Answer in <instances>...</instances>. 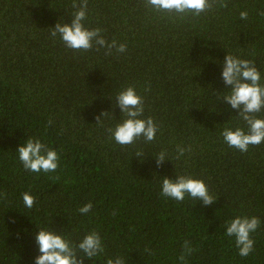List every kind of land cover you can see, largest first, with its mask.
Listing matches in <instances>:
<instances>
[{
    "label": "trees",
    "instance_id": "obj_1",
    "mask_svg": "<svg viewBox=\"0 0 264 264\" xmlns=\"http://www.w3.org/2000/svg\"><path fill=\"white\" fill-rule=\"evenodd\" d=\"M226 2L180 18L146 0H88L85 27L126 45L106 55L51 37L57 21L70 23L72 0H0V264H34L37 228L72 244L97 232L104 252L83 264L117 256L125 264H264V142L247 152L229 147L223 128L246 126L216 96L227 90L226 53L255 61L264 84V0ZM127 86L143 98L141 118L158 126L151 142L121 146L107 131L120 119L113 104ZM101 112L113 117L97 124ZM28 137L57 152L54 172L23 168L16 149ZM178 145L191 150L176 159ZM161 151L170 161L157 167ZM176 174L203 180L216 201L162 196L161 178ZM23 192L35 197L31 209ZM236 216L260 220L247 257L225 234ZM185 240L194 251L181 262Z\"/></svg>",
    "mask_w": 264,
    "mask_h": 264
},
{
    "label": "clouds",
    "instance_id": "obj_2",
    "mask_svg": "<svg viewBox=\"0 0 264 264\" xmlns=\"http://www.w3.org/2000/svg\"><path fill=\"white\" fill-rule=\"evenodd\" d=\"M88 0H72L71 7L74 9L70 23L56 22L50 28L51 37H60L65 46L72 50L89 51L94 47L97 51L104 48L105 54L110 55L115 49L118 53L125 52L126 45L118 44L116 40L108 42L101 35L99 28H86L83 21L86 19ZM146 5L156 12L175 13L183 18L189 13L199 16L201 13L213 9V7L226 8V0H146ZM259 15L264 16V12ZM240 19L248 18L246 11H241ZM221 77L227 90L223 95H215L222 98L232 109L237 110V116L245 123L246 130L241 127L235 129L224 127L220 135L224 142L240 152H247L250 145L258 146L264 142V119L258 118L257 114L264 109V84H261L260 71L255 66V61L242 59L226 53L222 63ZM147 90V89H146ZM113 107L120 110V119L107 131L116 143L121 146L131 145L140 138L145 142L155 139L158 130L157 124L151 117L141 118L144 114L143 98L137 94L132 86L122 88L115 96ZM111 112H101L96 116V123L100 124L103 117ZM112 116V114H111ZM113 117V116H112ZM52 122L49 121V124ZM184 147L177 146L176 159H179L185 151ZM18 158L25 170L40 173L54 172L58 167L59 156L57 152L43 143L39 138L28 137L22 145L16 149ZM136 157L143 155L137 152ZM166 158V153L161 151L155 156L157 167H160ZM186 194L194 201H202L203 205L213 204L217 197L209 194V190L203 180L194 178L191 174L177 175L175 179L161 178V195L176 201H183ZM5 193H0L4 198ZM24 206L31 209L35 203V197L28 192L21 193ZM92 208L89 202L78 211L87 214ZM115 214V213H114ZM226 235L234 237L235 245L241 257H247L253 251L254 241L250 234L255 232L260 225L259 218L252 216H236L226 222ZM35 243L38 246L39 255L34 258V264H83L84 259L91 260L104 252L101 237L92 231L75 244L70 243L61 234L49 228H37ZM183 252L178 257L181 262L185 261L186 255H191L194 249L190 242H183ZM149 251V249H145ZM80 257L77 259V257ZM106 264H125L122 257L108 258Z\"/></svg>",
    "mask_w": 264,
    "mask_h": 264
}]
</instances>
